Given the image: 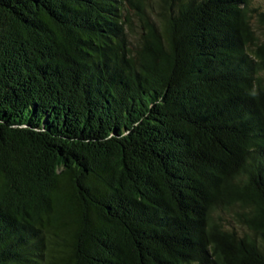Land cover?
Instances as JSON below:
<instances>
[{"label":"trees","instance_id":"16d2710c","mask_svg":"<svg viewBox=\"0 0 264 264\" xmlns=\"http://www.w3.org/2000/svg\"><path fill=\"white\" fill-rule=\"evenodd\" d=\"M255 1L0 0V264H264Z\"/></svg>","mask_w":264,"mask_h":264},{"label":"rangeland","instance_id":"374dc122","mask_svg":"<svg viewBox=\"0 0 264 264\" xmlns=\"http://www.w3.org/2000/svg\"><path fill=\"white\" fill-rule=\"evenodd\" d=\"M261 1H262V3H261V6H260V10L263 9V5H264V0H261ZM258 5H259V0H256L255 1V7H258ZM132 19L134 20L135 29L138 30L137 26L139 25V22H138L137 18H132ZM257 34H258V36L260 38V43H264V28L263 29H258Z\"/></svg>","mask_w":264,"mask_h":264}]
</instances>
